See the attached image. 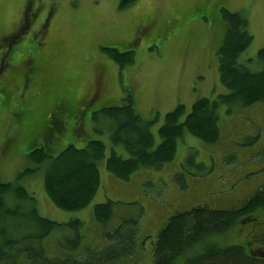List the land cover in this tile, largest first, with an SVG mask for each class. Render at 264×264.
<instances>
[{"label":"rangeland","instance_id":"1","mask_svg":"<svg viewBox=\"0 0 264 264\" xmlns=\"http://www.w3.org/2000/svg\"><path fill=\"white\" fill-rule=\"evenodd\" d=\"M121 2L0 0V56L8 57L0 66V181L26 188L40 216L63 225L42 241L51 261L60 255L75 262L87 251L107 248L104 233L114 231L121 221L134 219L139 222L137 250L122 264H154V240L177 209L203 203L213 210L240 205L253 196L257 185L263 186L262 103L234 107L229 113L223 106L217 143L207 144L186 132L172 162L159 169L142 168L129 181L107 170L112 150H124L112 146V121L99 110L123 105L131 97L143 121H152L156 148L168 112L182 106L189 114L199 97L227 93L216 60L226 25L222 19L208 23L199 18L215 16L221 8L244 12L251 40L240 62L250 69H264V60H255L264 49V0H136L124 9ZM126 46L132 47L135 60L124 69L102 49H118L122 54L128 51ZM57 101L70 104L62 109V104L54 105ZM71 102L79 107L71 109ZM24 109L27 119L18 121L17 113ZM50 122L57 123L61 134L48 133L53 130ZM93 139L106 147V157L98 162L97 194L83 210H61L45 190L48 162L68 146L81 149ZM36 144L45 146L52 158L40 166L26 155ZM109 201L114 209L112 220L106 225L97 223L94 207ZM71 222L83 223L82 229L75 233ZM253 225L243 223L239 235L233 230L212 240L235 250L232 246L240 245ZM77 239L73 253H64L61 244L70 240L72 246ZM232 257L243 264L236 254Z\"/></svg>","mask_w":264,"mask_h":264},{"label":"trees","instance_id":"2","mask_svg":"<svg viewBox=\"0 0 264 264\" xmlns=\"http://www.w3.org/2000/svg\"><path fill=\"white\" fill-rule=\"evenodd\" d=\"M135 1L122 0L120 7L124 9ZM221 13L226 31L218 49L219 70L226 94L215 99H199L192 105L189 114L185 113L182 106L167 113L159 130L161 143L156 148L150 128L152 122L143 121L135 111L131 97L124 100L123 105L99 110L112 121V146H122L124 150L121 153L112 150L106 160L108 172L117 179L129 181L142 168L159 169L172 162L177 153V143L186 132L207 144L217 143L220 140L218 121L223 106L230 112L234 107L264 104V69L253 71L240 62V57L246 52L251 40L245 30L247 20L241 13H229L224 8ZM102 49L119 67L125 68L133 62L134 52L129 50L130 47L122 54L118 49ZM257 57L258 61L264 60V49L259 51ZM31 77L27 74V78ZM74 106L79 107V103ZM31 113L29 108V123L32 122ZM26 114L27 109L18 112V121L24 122L21 119H27ZM55 124L49 123L53 130L48 133L53 136L61 134ZM251 141L249 139L246 143ZM44 147L36 144L28 148L27 158L38 166L43 165L49 161L47 158H51ZM105 157V144L101 140L93 139L81 149L68 146L50 160L44 174V183L52 203L69 212L80 211L89 206L100 186L98 162ZM112 205L109 201L94 207L97 223L106 225L112 220ZM259 211L264 213V189L237 213L210 209L208 203L188 210L177 209L163 224L154 240V264H238L232 259L233 254L243 264H264L250 262L242 256L240 250L234 247L235 250H230V247L221 246L212 240L227 235L241 219L243 220L240 224L253 223L255 213ZM73 222L70 223L71 229L78 233L83 223ZM62 226L40 216L35 198L26 188L0 181V264H122L135 256L139 222L128 219L121 221L114 231L104 233L107 248L87 251L75 262H71L68 256L60 255L51 261L47 259V252L45 254L41 244L50 233ZM79 240L72 246L70 240L61 244L64 253L72 254Z\"/></svg>","mask_w":264,"mask_h":264},{"label":"flooded vegetation","instance_id":"3","mask_svg":"<svg viewBox=\"0 0 264 264\" xmlns=\"http://www.w3.org/2000/svg\"><path fill=\"white\" fill-rule=\"evenodd\" d=\"M3 41H6V40H3ZM2 55L3 56H0V66L2 62H6L8 59L6 55L4 54ZM25 76L27 78V74H25ZM56 104L57 105L62 104L63 106L62 109H63L65 107V104H70V103L57 101L56 103H54V105ZM71 104L74 105L73 102H71ZM249 201L250 199H246L245 201L241 202L240 205H235V206L229 205L226 207V209H228V211L237 213L238 211L243 209V207L246 206V204L249 203ZM232 247L240 250L242 253V256L250 262H257V263L264 262V219L261 218V216L258 218L256 217L254 219V225L252 226L251 229L247 231L245 235V240L240 241V245H233Z\"/></svg>","mask_w":264,"mask_h":264},{"label":"crops","instance_id":"4","mask_svg":"<svg viewBox=\"0 0 264 264\" xmlns=\"http://www.w3.org/2000/svg\"><path fill=\"white\" fill-rule=\"evenodd\" d=\"M222 9V8H221ZM221 9H220V12L217 14V15H215V16H213V15H207V16H203L202 15V17L201 18H199V19H202V20H204L205 22H211L213 19H219L220 21H221V16H222V13H221ZM242 15H245L244 14V12H240ZM247 14V13H246ZM245 17H246V15H245ZM224 23V22H223ZM224 25H225V23H224ZM221 45V44H220ZM220 47V46H219ZM129 48V47H128ZM130 50L131 51H133V49H132V47L130 48ZM134 52V51H133ZM216 55L218 56L217 57V63H218V65L220 66V54H219V50L217 49V51H216ZM253 59V58H252ZM134 60H135V58H134V55H133V62L132 63H134ZM256 60V62L258 61L257 60V58L255 59ZM254 60V61H255ZM246 61H248V59L246 60ZM256 64H258V63H256ZM131 65V64H130ZM261 67V66H260ZM252 68H253V66H252ZM124 69V68H123ZM251 70H253V71H262L263 69L262 68H258V69H255V68H253V69H251ZM227 92V91H226ZM202 98H205V97H199L198 99H196L195 101H194V103L196 102V101H198L199 99H202ZM213 99H215V98H213ZM133 100V99H132ZM87 102H89V101H87ZM86 102V103H87ZM193 103V104H194ZM192 104V105H193ZM256 105V104H255ZM83 111V110H82ZM136 111V110H135ZM137 112V111H136ZM138 113V112H137ZM169 113V112H168ZM229 113V112H228ZM80 114H83V112L82 113H80ZM139 114V113H138ZM139 116H141L140 114H139ZM166 116V115H165ZM220 116V115H219ZM142 117V116H141ZM164 120H165V118H164ZM152 122V121H151ZM219 124H220V118H219V121H218V126H219ZM219 130H220V128H219ZM220 135H221V132H220ZM71 146V145H70ZM229 155H231V153H228ZM233 158V157H232ZM258 179H256V181H257ZM244 183V182H243ZM263 183V186H259V185H257V188H255V190L253 191V192H255L254 194H253V196H251V197H249V198H247V199H252L259 191H261V190H263L264 189V182H262ZM102 204H104V203H102ZM197 206V205H196ZM213 209V208H212ZM215 210H226V211H228V209H226V208H222V207H218V208H215ZM228 212H231V211H228ZM232 213H234V212H232ZM256 218V217H255ZM233 230H235L234 228H232L227 234L229 235ZM227 236V235H226ZM225 235H224V237H226ZM220 238H222V237H220ZM220 238H218V239H220ZM108 244V243H107ZM219 244V243H218ZM220 245V244H219ZM82 256V255H81ZM152 257H153V249H152Z\"/></svg>","mask_w":264,"mask_h":264}]
</instances>
